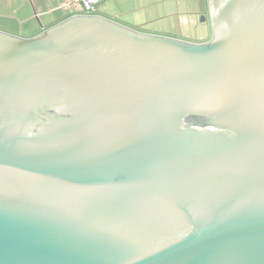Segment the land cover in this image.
<instances>
[{
  "label": "water",
  "instance_id": "1",
  "mask_svg": "<svg viewBox=\"0 0 264 264\" xmlns=\"http://www.w3.org/2000/svg\"><path fill=\"white\" fill-rule=\"evenodd\" d=\"M209 19L0 30V264H264V0Z\"/></svg>",
  "mask_w": 264,
  "mask_h": 264
},
{
  "label": "rangeland",
  "instance_id": "2",
  "mask_svg": "<svg viewBox=\"0 0 264 264\" xmlns=\"http://www.w3.org/2000/svg\"><path fill=\"white\" fill-rule=\"evenodd\" d=\"M19 1L3 0L2 7L9 11L20 10L22 4L25 3V11L28 5L34 15L35 9L31 0ZM182 2L184 0H103L102 5L105 10L99 8L97 3L92 13H107L115 17L113 19L129 23V26L132 25L131 27L136 29L155 30L160 34L191 39L197 43L208 41L212 32L208 16H204L203 12L197 14L178 12L176 8ZM34 17L37 23L45 20L39 15Z\"/></svg>",
  "mask_w": 264,
  "mask_h": 264
},
{
  "label": "crops",
  "instance_id": "3",
  "mask_svg": "<svg viewBox=\"0 0 264 264\" xmlns=\"http://www.w3.org/2000/svg\"><path fill=\"white\" fill-rule=\"evenodd\" d=\"M102 1L103 0H96L95 4L98 3L99 8L105 10L103 8ZM217 1L219 0H184V2H182L180 6L176 8V10L178 12L180 11V12H185V13L188 12L195 14L199 12L201 13L203 12L204 16L206 15L209 18L213 5H215ZM2 2L3 0H0V30L24 38L34 36L35 34L64 20L65 18L71 15H75L77 13H81L82 11V8H77V11H74V13H70L68 10L64 9L63 6L61 5L63 0H31V4L34 5V9H35V13L34 15H32L28 5L26 6V11H25V3L22 4L20 10L15 9L9 11L7 9H4V7H2ZM19 2H24V0H20ZM95 14L109 18L116 22H120L121 24L133 28L139 32L153 34V35L167 36L188 42H194L191 41V39H182L181 37H176L168 34L167 35L160 34L158 33V31L155 30L136 29L134 27H131L132 26L131 24H130L131 26H129L128 25L129 23H125L124 21H120V20L117 21L118 19H113L115 17L107 13H101V14L95 13ZM35 15L36 16L39 15L41 18L44 17L45 20L42 21L44 23H42L41 20L40 23H37L35 21V17H34Z\"/></svg>",
  "mask_w": 264,
  "mask_h": 264
},
{
  "label": "built area",
  "instance_id": "4",
  "mask_svg": "<svg viewBox=\"0 0 264 264\" xmlns=\"http://www.w3.org/2000/svg\"><path fill=\"white\" fill-rule=\"evenodd\" d=\"M96 0H65L62 3L64 9L69 12L77 11V8H82L81 13L77 14H93Z\"/></svg>",
  "mask_w": 264,
  "mask_h": 264
},
{
  "label": "trees",
  "instance_id": "5",
  "mask_svg": "<svg viewBox=\"0 0 264 264\" xmlns=\"http://www.w3.org/2000/svg\"><path fill=\"white\" fill-rule=\"evenodd\" d=\"M64 1H65V0H63V2H64ZM63 2H62V3H63ZM61 5H62V4H61ZM70 13H73V12H70ZM65 19H66V18H65Z\"/></svg>",
  "mask_w": 264,
  "mask_h": 264
}]
</instances>
